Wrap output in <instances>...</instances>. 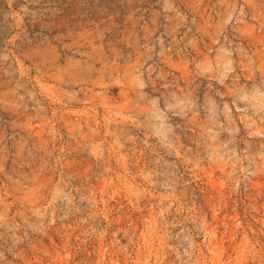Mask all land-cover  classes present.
I'll use <instances>...</instances> for the list:
<instances>
[{"label":"rangeland","instance_id":"obj_1","mask_svg":"<svg viewBox=\"0 0 264 264\" xmlns=\"http://www.w3.org/2000/svg\"><path fill=\"white\" fill-rule=\"evenodd\" d=\"M264 264V0H0V264Z\"/></svg>","mask_w":264,"mask_h":264},{"label":"built area","instance_id":"obj_2","mask_svg":"<svg viewBox=\"0 0 264 264\" xmlns=\"http://www.w3.org/2000/svg\"><path fill=\"white\" fill-rule=\"evenodd\" d=\"M107 247L45 249L39 264H112L109 260L116 257L110 255ZM25 264H34L30 261ZM115 264H119L116 263Z\"/></svg>","mask_w":264,"mask_h":264}]
</instances>
